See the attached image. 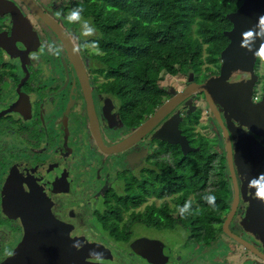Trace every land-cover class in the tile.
Instances as JSON below:
<instances>
[{
    "label": "flooded vegetation",
    "instance_id": "1",
    "mask_svg": "<svg viewBox=\"0 0 264 264\" xmlns=\"http://www.w3.org/2000/svg\"><path fill=\"white\" fill-rule=\"evenodd\" d=\"M10 1L20 9L22 20L15 22L11 13L0 11V173L5 172L3 177L0 176V226H6L9 234L5 239H0V264H4L20 249L25 233L21 217L5 209L8 186L21 193L20 187L28 185L40 189L41 194L38 193L34 200L49 203L55 218L73 226L70 233L72 238L82 236L109 249L111 259H86L90 264H264V180H253L249 173L245 176L238 172L236 162V184L232 180L224 132L216 115L207 106L203 93L181 99L155 127L131 140L160 106L187 88L192 72L181 75V79L185 78L181 89L162 86L166 91L163 103L151 114H144L139 124L136 122V111H133L132 122H129L123 116L118 97L110 95L104 87L108 81V71L102 59L98 58L104 52L95 43L85 44L86 39L75 36L79 35L74 29L77 23L66 18L73 11L70 9L73 0H34L64 28L81 59L89 80L100 142L109 150L128 142V146L122 150L104 151L93 134L86 92L65 44L21 0ZM258 58L261 64L257 65L256 62L254 67L258 78L253 86L254 102L259 101L263 94L264 47ZM218 75L194 74L193 82L212 84ZM250 79L248 72H240L234 74L229 82H248ZM257 92L259 97L256 100ZM191 101L196 110L188 115V111L195 108ZM215 106L222 122L228 126L233 120L219 104ZM199 111H202V116L194 125V133H199L198 136L203 134L209 141L215 140L220 152L225 153L227 163L228 196L225 208L205 218L209 226L216 227L214 231L207 228L209 239L202 236L204 224L199 223L194 213L189 214L194 223L186 226L168 223L169 219L180 222L182 216L174 198L183 192H176V187H172L180 180H167L162 184L155 177L156 173L161 174L163 164L172 166L174 149L170 146H178L182 151L179 145L157 139L154 136L156 130L172 115L179 113L182 117L179 122L182 134L192 147L200 150L195 141L197 136L192 137L185 128L188 119L191 120L190 117ZM202 125L206 134L199 130ZM256 139L263 143L261 138ZM232 144L235 156L238 146L235 142ZM189 153L182 151L185 159ZM112 166H116V171H111ZM20 167V173L13 175L15 169ZM162 185L166 190L155 191ZM131 186L135 190L134 206L124 210L122 223L124 226L129 221L125 227L129 226L126 233L131 238L126 242L117 241L111 237L109 230L100 229L96 212L106 210L104 203L107 195L113 200L115 194L125 195L126 189ZM236 190L238 202L227 227L239 239L225 230ZM25 192L27 194H23L31 198L32 193ZM185 200L193 202V205L197 203L195 194L187 195ZM163 203L168 205L166 214L155 212L154 207L150 210V206L161 208ZM133 212L147 219L130 222ZM157 215L163 218L160 220ZM145 228L181 229L186 234V240L180 247L172 248L160 238L138 234ZM15 236L18 239L13 244ZM143 239L148 241L139 243L138 251L147 253L151 260L131 247L134 241ZM215 251L220 253L215 254Z\"/></svg>",
    "mask_w": 264,
    "mask_h": 264
},
{
    "label": "trees",
    "instance_id": "2",
    "mask_svg": "<svg viewBox=\"0 0 264 264\" xmlns=\"http://www.w3.org/2000/svg\"><path fill=\"white\" fill-rule=\"evenodd\" d=\"M241 4L242 0H73L70 9H80V15L91 20L97 36L84 43H95L104 52L103 56L98 55L108 71L104 87L110 95L118 97L126 120L132 122V113L136 111L139 124L144 114H151L163 103L166 91L160 84L161 72L199 74L205 66L209 75L219 73L220 54L229 43L225 31L232 28L227 15ZM260 64L258 58L257 65ZM190 118L186 132L197 136L195 141L200 150L189 153L185 159L178 146H170L174 149L172 166L163 164L161 174L156 173L155 177L162 184L180 180L172 187L183 192L174 198L182 216L180 222L169 219L168 223L185 226L194 223L189 215L194 213L199 223L204 224L202 236L209 239L208 229L214 231L216 227L209 226L205 218L225 208L227 163L215 140L206 138L205 142L199 133H194L191 123L195 125L199 117ZM156 190L163 191L166 187L162 185ZM126 191L125 195L115 194L114 201L107 195L106 210L96 212L100 229L109 230L112 238L124 242L131 236L126 233L129 226L125 227L129 221L122 225L123 212L130 209L135 198L132 186ZM190 194L197 197L196 205L186 202L185 197ZM209 195L214 197L212 203L206 199ZM152 207L158 213L169 211L166 203L161 208L152 205L150 210ZM135 219L147 218L133 212L129 220Z\"/></svg>",
    "mask_w": 264,
    "mask_h": 264
},
{
    "label": "water",
    "instance_id": "3",
    "mask_svg": "<svg viewBox=\"0 0 264 264\" xmlns=\"http://www.w3.org/2000/svg\"><path fill=\"white\" fill-rule=\"evenodd\" d=\"M21 1L55 31L69 51L86 92L92 131L102 150L113 152L127 147L128 142H123L109 150L100 142L98 120L93 108L88 76L64 28L54 18L45 13L34 0ZM0 11L11 13L15 22L22 20L20 9L10 0H0ZM227 18L232 23V28L225 31L229 43L220 54L221 66L216 82L212 84L206 82L195 83L193 82L194 73H190V83L187 88L160 106L153 116L141 125L131 140L140 137L155 127L162 118L172 111L181 99H186L192 94L200 92L205 95L207 106L216 115L222 126L226 141L227 163L232 180L236 184L235 164L237 163L238 172H242L245 176L247 175L246 173H249L250 179L253 177V180L263 181L264 86L263 94L257 102L253 100V86L258 79L254 72V67L258 55L264 47V0H242L240 7L236 11L229 13ZM240 72H248L251 75V79L248 82H229L234 74ZM190 104L195 108L189 110L188 115L196 110L194 102L191 101ZM215 104H219L229 118L233 120L228 126H225L222 122ZM181 120L182 117L179 113L172 115L156 130L154 136L170 144L181 146L184 154L199 150L192 147L188 138L182 134L179 128ZM256 137L261 138L263 143L258 141ZM232 142H235L238 146L235 156ZM21 168L15 169L13 175L19 174ZM28 186L20 187L21 193L8 186L4 204L5 209L9 213L17 214L21 217L25 233L20 249L4 264H90L85 260H106L112 258L111 252L104 244L88 241L82 236L72 238L70 233L73 226L55 218L49 203L44 202V200H34L38 193L41 194L40 189ZM25 191L32 193L31 198H27L23 194H27ZM237 196L238 191L236 190L235 202L226 221L225 230L239 239L227 227L235 212L238 202ZM144 241L148 240H136L131 244V247L139 255L151 260L147 253L138 251V244H142Z\"/></svg>",
    "mask_w": 264,
    "mask_h": 264
},
{
    "label": "rangeland",
    "instance_id": "4",
    "mask_svg": "<svg viewBox=\"0 0 264 264\" xmlns=\"http://www.w3.org/2000/svg\"><path fill=\"white\" fill-rule=\"evenodd\" d=\"M77 25L74 24V29H75V32H77L79 35L75 34V36H79L81 38H84V39H89V38H94L97 36V31L96 29L94 28L92 22L90 19H86L84 17H82L80 15V19L79 20H75ZM83 21H87L88 24L94 29L92 35H83L82 32H83V26H82V22ZM78 37V38H79ZM205 66H203V74H208L210 73L209 71L205 70L204 69ZM181 75H171V74H167L165 72H161L160 74V84L162 86H165L168 87V86H174V87H177V88H182L184 86L183 82L185 81V78H180ZM122 105V103H120ZM202 105L204 106V104L202 103ZM193 117H200L202 116V111H199L198 113H195L192 115ZM196 120V119H195ZM194 127L193 130H195V126H194V123L192 125L191 123V127ZM199 130H201V132L205 133L206 134V130H205V127L204 125H202L201 127H199ZM192 131V130H191ZM202 136V139L206 142V136H203V134H201ZM111 171H116V166H112L110 167ZM5 172H2L0 173V176L2 175L3 177V174ZM1 183H0V190H1ZM1 192V191H0ZM94 201V200H93ZM143 208V207H142ZM130 213V212H129ZM128 212H125V214H129ZM127 216V215H126ZM2 233V234H1ZM140 235H145L147 237H152V238H160L162 240H164L168 246L172 247V248H177V247H180L182 244H184L185 240H186V234L184 232V230L182 231L181 229H175L174 231H170L168 229H153V228H145V230H140L139 233ZM9 234H8V229L6 226H0V239H5L6 237H8ZM17 239H18V236L16 237L15 236V240H14V243L13 244H16L17 243ZM215 254H219L220 252L218 251H215L214 252Z\"/></svg>",
    "mask_w": 264,
    "mask_h": 264
},
{
    "label": "clouds",
    "instance_id": "5",
    "mask_svg": "<svg viewBox=\"0 0 264 264\" xmlns=\"http://www.w3.org/2000/svg\"><path fill=\"white\" fill-rule=\"evenodd\" d=\"M70 22L72 20H79L80 19V9H74L72 12H70L68 14V16L66 17ZM82 26H83V35H92L94 29L88 24L87 21H83L82 22ZM207 201L209 203H212V201L214 200V197L209 195L206 197ZM187 208V205H185V209Z\"/></svg>",
    "mask_w": 264,
    "mask_h": 264
},
{
    "label": "built area",
    "instance_id": "6",
    "mask_svg": "<svg viewBox=\"0 0 264 264\" xmlns=\"http://www.w3.org/2000/svg\"><path fill=\"white\" fill-rule=\"evenodd\" d=\"M259 93L257 92L256 94H255V99L257 100L258 99V97H259V95H258ZM260 99V98H259Z\"/></svg>",
    "mask_w": 264,
    "mask_h": 264
}]
</instances>
